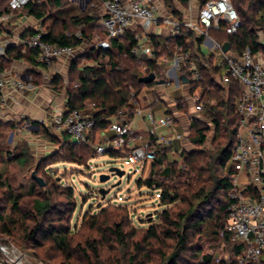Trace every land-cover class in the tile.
<instances>
[{"label":"trees","instance_id":"1","mask_svg":"<svg viewBox=\"0 0 264 264\" xmlns=\"http://www.w3.org/2000/svg\"><path fill=\"white\" fill-rule=\"evenodd\" d=\"M172 1L174 0H164L166 7L170 8L169 3ZM196 1L202 7L210 0ZM230 1L240 16L241 29L235 35L214 30L210 31V35L222 45L230 43L231 51L235 54L240 55L247 49L253 54L264 51V0ZM175 2L181 9L173 2L171 14L175 18L183 19L182 11L188 8L189 0ZM26 12L42 21V28L48 32L45 38L47 42L59 46L88 47L71 64L68 76L70 85L66 86L60 77L53 84L58 91L66 90L69 111L94 105V138L111 127L120 111H124L126 121L133 120L135 113L131 107L132 99H138L145 87L153 85L141 83L140 79L154 73L163 78L161 57L166 54L171 58L174 50L181 47L185 52L191 53L192 59L203 73V82L193 85L191 93L199 88L203 90L202 102L204 100L206 103L200 113L214 127V146L210 151L202 150L212 128L200 120L191 119L189 140L199 149L183 151L178 155L185 168H179L177 159L171 158L169 149L157 152L149 176L144 181H139V184L149 190H158L160 203L167 209L160 215L161 223H152L143 241L132 243L133 246L127 239V228L132 218L126 208L119 207L118 210L124 211L120 218L109 216L107 209L102 210L100 216L92 215L89 221L85 217L83 222L86 225L90 222L91 228L96 229L100 237L87 240L85 246L78 243L72 247V228L69 223L77 210L73 187L63 188L53 184L46 199H35L31 210L26 212L22 206L24 196L15 195L13 189L3 183L0 177V245H12L16 248L11 240L15 239V228H19L22 223L25 226L23 237L21 241H15L25 248L35 250L50 243V248H54L66 259L81 257V261L86 264H90L93 257L100 260L101 239L106 240V244H117L126 252L132 247L133 254H128L133 264H139L137 260L143 250V242L149 246L156 242L162 244V248L170 249V254L163 253L167 258L165 264H241L239 257L245 252L246 245L233 241L230 235H222V232L228 218L229 193L233 187L232 175L235 173L232 158L238 140L240 118L237 108L242 97V88L235 81L223 83L220 67L214 63L213 57L208 58L201 50L203 40L194 31L185 28L179 37L164 40L152 37L156 45L155 56L138 59L131 53L135 45L131 32L119 39H113L109 50L94 47L95 28L100 22L94 7L82 10L71 0H44L41 4L29 5ZM100 35L102 39L107 38L105 33ZM4 58L0 57V72L12 60L27 59L35 63L37 52L23 54L20 49L11 47ZM84 60L92 65L81 71L80 66ZM204 63L206 67L203 66ZM145 67L147 70H144ZM0 129L13 128L0 124ZM62 135L68 136L65 133ZM65 148L67 153L64 158L69 163L86 165L93 159L86 157L93 149L92 145L71 142L63 147ZM108 155L114 159L120 158V153ZM33 192L32 195L36 196L35 191ZM55 193L65 196L66 201L54 205L51 200ZM10 206L12 215H7ZM172 206L176 209L174 212ZM28 222H32L33 227ZM218 242L230 248V259L218 261L209 253L210 248Z\"/></svg>","mask_w":264,"mask_h":264},{"label":"built area","instance_id":"2","mask_svg":"<svg viewBox=\"0 0 264 264\" xmlns=\"http://www.w3.org/2000/svg\"><path fill=\"white\" fill-rule=\"evenodd\" d=\"M2 0H0L1 3ZM44 0H9L7 8L0 9V57H6L8 49L15 47L23 54L29 51L37 52V62L44 68L54 67L58 61L68 59L74 61L83 55L88 47L59 46L47 42L48 32L38 26L24 31L20 36L14 33V20L26 24L32 18L26 12L31 4H41ZM84 2L88 7H98L102 10V22L106 39L98 34L94 38V47L109 50L113 39H119L128 32L140 31L134 34L135 45L131 53L138 59L155 56L156 45L150 35L155 27L170 29V37H179L182 29L194 31L202 39L201 48H205L215 59L223 72L222 81L239 83L242 97L238 104L239 132L232 164L235 173L232 175V190L229 193L228 218L222 235H230L233 241L246 245L245 252L239 257L241 264H262L264 260V54L263 51L253 54L247 49L242 54L231 51L224 52L223 45L217 42L210 31L225 32L235 35L242 27L240 16L230 0H210L204 6L189 4L184 9L183 19L166 13L164 0H71ZM206 55V54H205ZM163 63V78L156 73L157 81L164 80V84L176 87L199 85L204 76L200 66L192 59L190 52L177 47L173 57L166 54L161 57ZM206 67V64H203ZM147 70V67L144 68ZM182 76L190 79L184 84ZM54 78V77H53ZM51 79L52 81L54 79ZM158 84V83H156ZM11 88L13 92L24 93L36 89L32 81H25L17 72H0V112L5 107V91ZM191 93V92H190ZM203 90L197 89L190 94L189 102L195 112L203 110ZM251 104V105H250ZM131 107L135 114L142 113L138 99H132ZM94 105L82 110L69 111L55 118L54 126L58 133L67 134L75 144L92 145L96 157L109 153H120V158L131 165H144L156 160L157 152L164 149L162 145H169L165 139L156 140L139 145L145 136L136 133L131 122L126 121L124 111H120L115 122L108 129L113 135L102 138L93 136L96 126ZM152 123L172 127L173 116L157 119L153 113L149 114ZM154 134V133H153ZM149 137V136H148ZM179 139L182 135L178 136ZM161 140V141H160ZM241 175L246 179L241 180ZM24 256L12 245H0V264H23Z\"/></svg>","mask_w":264,"mask_h":264},{"label":"rangeland","instance_id":"3","mask_svg":"<svg viewBox=\"0 0 264 264\" xmlns=\"http://www.w3.org/2000/svg\"><path fill=\"white\" fill-rule=\"evenodd\" d=\"M8 1L2 0L0 9L5 10ZM77 2L82 8L84 7V2ZM173 2L175 5V0ZM73 3L80 8L78 3L74 1ZM172 3H169L170 8L174 7H171ZM202 103L204 108L206 102L203 100ZM189 107L190 105L187 102L182 104L181 109L184 114L188 113ZM190 117L193 121L200 120L212 128V131L207 135L205 145L202 147V150L205 151L212 150L215 136L213 125L209 124L201 113L194 114L193 112ZM14 129H0V177L2 182L7 183L13 189L15 195L24 196L22 206L26 212L31 210L35 199H46L53 184L61 185L60 187L63 188L73 187L75 189L74 200L77 210L69 223L72 228V234L70 235L72 247H75L78 243L85 246L87 240L99 239L100 235H98L97 230L91 228L90 222L86 225L83 220L86 217V220L89 221L92 215L100 216L101 211L104 209L108 210L109 216H117V218L123 216L122 212H124L118 210L119 207H124L129 211L132 222L127 228L129 233L127 239L131 246H133L132 243L136 244L143 241L142 239L152 223H161L160 215L167 208L160 203V192L149 190L139 184V181H144L149 176L151 162L147 163L146 166L131 165L125 159H114L109 155L96 157L92 149L89 151V155L86 154V157H93L89 164L88 162L86 165L72 164L65 160L64 157L67 152L66 148L63 149L64 146L73 142L70 136L52 137L42 132L41 139H44V142L36 143L25 138L19 141L16 139L18 133ZM38 139L40 138L34 136L32 140ZM62 139H67L68 142L64 143ZM197 149L199 148L191 144V149L188 151ZM174 159H177L179 168H185L182 159L178 157ZM111 168H119L125 171V176H114L110 172ZM36 171L37 175L44 180V188H41L39 184L32 180V174ZM101 175H110V179L102 183L100 181ZM102 189L109 191L105 198L100 193ZM33 191H35L36 196L32 195ZM65 199V196L55 193L51 202L54 205H60L66 201ZM175 210L173 208V212ZM7 213V215H12L11 206L8 208ZM28 225L33 227L32 222H28ZM15 229H17L15 230V239L21 241L25 226L21 223L19 228ZM15 239L11 241L24 256L23 264H86L81 261V257L74 260L66 259L54 248H50L52 247L50 243L45 244L44 248L34 250L25 248ZM100 241V260L98 261L93 257L90 264H133L129 257L130 254H133L131 252L132 247L128 248L130 252L128 254L129 252H126L124 248L117 244H106L107 241L102 239ZM150 247H152V250ZM141 248L143 250L137 260L139 264H165L167 258L163 256V253H171L170 249L162 248V244L156 242L153 246L143 242ZM230 252V248L220 242L214 244L209 250V253L213 254L218 261L230 259ZM147 255H150V257L147 258Z\"/></svg>","mask_w":264,"mask_h":264},{"label":"crops","instance_id":"4","mask_svg":"<svg viewBox=\"0 0 264 264\" xmlns=\"http://www.w3.org/2000/svg\"><path fill=\"white\" fill-rule=\"evenodd\" d=\"M189 4L196 7L199 6L196 0H189ZM176 6L178 9H181L178 4H176ZM94 10L100 18V22L95 28V36H97L105 32L102 22V10L98 7H94ZM165 11L169 13L172 9L167 7ZM39 23H42V21L32 17L26 24H20L19 21L14 20L12 27L14 33L20 36L24 31L38 26ZM138 31H140L139 28L131 33L134 36ZM170 34V29L162 27H155L150 30L151 37L160 38L161 40L169 38ZM201 50L209 58L210 54H208V51L203 47ZM34 60L35 63L27 59L12 60L3 70L7 72H17L25 81H32L36 89L20 93L13 92L11 88H8L4 95V99H6L5 107L0 112V124L12 126L13 129L15 128L14 130L18 133L16 136L17 140L22 141L25 138L37 143L45 141L41 139L42 132H47L50 135L56 136L62 135L56 131L54 121L56 117L67 112L68 96L66 90H56L53 82L57 77H60L64 80V84L68 86V76L73 61L64 59L58 61L54 67L46 69L37 62L36 58H34ZM90 65H92V63L84 60L80 66L81 71L84 67ZM52 78L54 79L53 81L51 80ZM152 84V86L145 87L138 97L142 113L135 114L131 122V127L136 133L145 136L143 141H139V145L149 140L153 143L159 139L169 141V145H162V147L164 149H169L171 158L174 159L178 157L181 152L191 149L189 140V129L191 126L190 116L193 112L194 114L198 113L195 112L193 105L188 101L191 94L189 86L186 85L178 88L170 84ZM186 102L190 107L188 113L184 114L181 107L182 104ZM150 113H153L158 120L166 116H173L175 119L173 126L167 127L159 123H152L149 119ZM112 135L113 134L108 130L98 134L100 140L102 138L111 137ZM180 135H182L181 139L178 138ZM34 136L40 139L32 140ZM240 178L241 180L246 179L245 175H241Z\"/></svg>","mask_w":264,"mask_h":264},{"label":"water","instance_id":"5","mask_svg":"<svg viewBox=\"0 0 264 264\" xmlns=\"http://www.w3.org/2000/svg\"><path fill=\"white\" fill-rule=\"evenodd\" d=\"M231 49V45L230 43H225L223 45V50L224 52H229ZM156 81V75L155 74H150L148 75L147 77H144L142 79H140V82L141 83H144V84H152ZM182 81L184 84H189L190 83V79H188V77L186 76H182ZM156 83L158 84H164L165 81L164 80H160V81H157ZM251 105V104H250ZM110 172L114 175V176H119V177H123L125 176V171H122L121 169L119 168H111L110 169ZM32 179L34 181H36L41 187H45V183H44V180L41 178V177H38L36 172H34L32 174ZM110 179V175H101L100 176V181L102 183L106 182L107 180ZM109 191L108 190H105V189H102L100 190V193L103 195V198H105L106 194L108 193Z\"/></svg>","mask_w":264,"mask_h":264}]
</instances>
